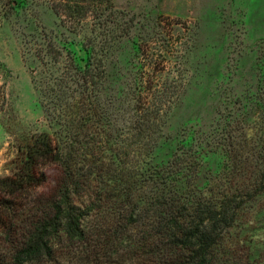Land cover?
Segmentation results:
<instances>
[{"label": "trees", "instance_id": "obj_1", "mask_svg": "<svg viewBox=\"0 0 264 264\" xmlns=\"http://www.w3.org/2000/svg\"><path fill=\"white\" fill-rule=\"evenodd\" d=\"M51 4L71 29L89 20L96 33L83 44L84 64L53 40L38 54L33 81L59 128L32 135L0 176V264H264L233 235L254 186H199L197 165L183 152L155 161L157 104H132L128 129L111 142L100 97L101 54L119 36L114 1ZM3 106L0 85V112ZM129 129L136 131L130 139L123 135ZM51 166L57 176L49 187Z\"/></svg>", "mask_w": 264, "mask_h": 264}, {"label": "rangeland", "instance_id": "obj_2", "mask_svg": "<svg viewBox=\"0 0 264 264\" xmlns=\"http://www.w3.org/2000/svg\"><path fill=\"white\" fill-rule=\"evenodd\" d=\"M51 1L0 0V176L32 135L59 128L33 81L40 50L53 40L84 64L83 44L96 33L89 20L71 29ZM113 1L111 25L119 36L101 54L100 97L111 142L131 119L132 104H157L155 161L183 152L197 165L199 186H254L233 235L254 261H264V0ZM135 133L123 131L129 139ZM46 171L52 187L57 169Z\"/></svg>", "mask_w": 264, "mask_h": 264}]
</instances>
